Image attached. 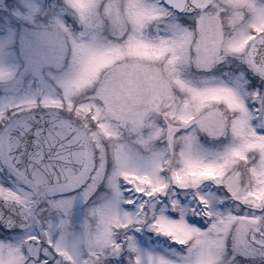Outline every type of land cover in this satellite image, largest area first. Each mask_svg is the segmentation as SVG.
<instances>
[{"label": "snow or ice", "instance_id": "1", "mask_svg": "<svg viewBox=\"0 0 264 264\" xmlns=\"http://www.w3.org/2000/svg\"><path fill=\"white\" fill-rule=\"evenodd\" d=\"M68 2L89 28L98 29L100 20H107L117 40L73 41L75 67L62 82L63 96H46L40 103L75 113L79 123L54 120L36 132L38 163L32 175L35 184L44 185L49 193L87 183V196L106 175L107 142L116 164L110 178L115 196L94 210L98 220L80 258L44 229L42 236L27 238V249L0 244V264H58V258L59 264H106L109 256L117 259L108 264H127L121 253L134 251L130 228L137 232L148 228L184 245L186 258L179 264H226L227 259L237 264L236 254L264 253V130L252 123L254 118L264 120V93H253L256 106H248L235 87L195 86L179 72L180 65L191 61L207 69L231 54L264 77V0ZM173 9L192 12L194 26L157 29L149 36L148 28L172 15ZM26 55L33 71L47 76L60 63L57 36L48 28L35 29L28 37ZM81 92L86 95L75 102L73 96ZM36 103L29 100L18 107ZM192 129L213 136L230 129L233 142L209 157L188 134ZM14 147L0 138V154ZM42 153L48 155L47 162ZM118 179L128 187L122 189ZM208 181L227 190L230 207H218L212 194L201 190ZM188 190H193L191 202L182 204L181 195ZM123 192L130 195L123 197ZM0 198L23 209L32 203L27 192L2 186ZM121 203L133 208L122 210ZM68 204L60 200L54 206L66 212ZM168 210L179 212V219L166 216ZM186 215L199 216L208 226L189 224ZM38 246L43 254L37 253ZM131 264L173 261L163 257L146 261L136 254Z\"/></svg>", "mask_w": 264, "mask_h": 264}, {"label": "rangeland", "instance_id": "2", "mask_svg": "<svg viewBox=\"0 0 264 264\" xmlns=\"http://www.w3.org/2000/svg\"><path fill=\"white\" fill-rule=\"evenodd\" d=\"M188 16L190 17L187 19H179L180 23H175L178 16L172 13L160 24L150 26L147 32L151 36L157 29L171 31L177 26L190 30L195 20L193 14ZM37 28L51 29L60 44V63L54 66L53 71L47 76H41L33 71L26 55L28 37ZM93 38L101 42L117 40L107 20L101 19L98 29L89 28L81 20L79 13L71 8L68 0H0V43L4 44L0 48V113H2L0 119L7 113L6 109V111L2 109L8 106V129L32 114L46 112L60 116L73 125H78L79 118L75 113L66 109H47L40 102L46 96L55 98L63 96L62 82L73 73L75 67L73 41L89 43L93 41ZM179 72L181 78L192 82L195 86L224 83L235 87L245 98L248 106H256V101L251 99L253 93H264V77H261L238 55H226L207 69L191 61L180 65ZM85 95L86 92L77 93L73 96V100L79 102ZM29 100L37 103L31 108L20 109L18 107ZM252 123L256 125L258 131L264 130V120L254 118ZM188 134L195 137L196 147L209 157L233 142L230 129L221 136L210 135L204 129H192ZM136 151L138 155H143L139 149ZM12 166L13 172L0 180V186L17 193L27 192L32 203L28 208V222L23 227L24 230L5 235L8 241L0 236V244H11L26 249L29 247L27 242L29 236H42L44 229H48L50 235L62 242L76 258H80L83 251L87 249L88 236L98 220V217L93 215L94 210L110 203L115 196L110 183L111 174L116 167L111 144L106 142V175L96 182L95 187L88 192L87 196H85L87 183H82L72 189H65L62 192L49 193L44 185L37 186L16 171L14 165ZM117 182L122 189L128 187L122 179H118ZM205 185L201 186V190L211 193L218 207L224 208L232 205L230 194L222 186L211 181L205 182ZM34 193L37 194L33 195ZM192 194L193 190L184 192L181 195V203H190L189 197ZM129 195L128 192L122 193L123 197ZM60 200L69 202L66 212L63 208L54 206V203ZM120 207L122 210L133 208L132 205L126 203H121ZM165 215L171 219L180 217L179 212L171 210L166 211ZM185 219L189 224H195L201 228L208 226L199 216L186 215ZM62 220H65L66 224L61 225ZM127 232L132 237L131 243L134 247L131 255L127 249L121 253L127 264H131L136 254H140L146 261L149 257H163L173 261V264H179L186 258L184 245L177 244L169 237L157 234L151 229L144 228L137 232L135 228H130ZM121 238H123L122 234ZM40 250L41 247L38 246L37 253ZM232 255L230 247L228 256ZM60 259L58 258V264ZM116 259L117 257L109 256L106 264ZM235 260L237 264H264V253L257 252L247 256L236 254ZM63 264H69V262L63 261ZM226 264H232V260L227 259Z\"/></svg>", "mask_w": 264, "mask_h": 264}, {"label": "water", "instance_id": "3", "mask_svg": "<svg viewBox=\"0 0 264 264\" xmlns=\"http://www.w3.org/2000/svg\"><path fill=\"white\" fill-rule=\"evenodd\" d=\"M183 13L181 11H178ZM54 120H63L58 116L50 114H39L17 124L9 134V141L14 143L15 147L9 152L12 162L26 176L35 181L32 175L33 170L38 163L35 159L39 138L36 132L41 127H48ZM67 122V121H66ZM41 159L48 160L47 154H41ZM52 182L49 181L48 185ZM42 186V185H38ZM28 210L23 209L18 203L13 201H0V223L11 229L23 228L28 221Z\"/></svg>", "mask_w": 264, "mask_h": 264}, {"label": "flooded vegetation", "instance_id": "4", "mask_svg": "<svg viewBox=\"0 0 264 264\" xmlns=\"http://www.w3.org/2000/svg\"><path fill=\"white\" fill-rule=\"evenodd\" d=\"M175 23H180V21H176ZM171 24H172V22L170 23V25ZM5 109L7 110V113L0 119V138H3L5 140V142H8V134L14 125L8 129V106L4 107V109H2V111H4ZM8 154H9L8 152L0 154V180L2 178L8 177V175L11 174L13 172V169H14L12 166L13 165L12 161L8 160ZM15 170L18 171L23 177L28 179L17 168H15ZM0 200H2V198H0ZM22 230H24V229L13 231V230H10V229H8V228H6L0 224V236H3L4 238L6 237L5 235L12 234L14 232H20ZM5 239L8 241L7 238H5ZM38 253L42 254L41 250Z\"/></svg>", "mask_w": 264, "mask_h": 264}]
</instances>
